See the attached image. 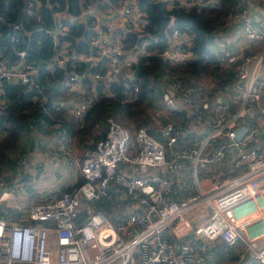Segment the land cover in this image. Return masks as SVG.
Returning <instances> with one entry per match:
<instances>
[{
    "label": "built area",
    "instance_id": "2783aa9c",
    "mask_svg": "<svg viewBox=\"0 0 264 264\" xmlns=\"http://www.w3.org/2000/svg\"><path fill=\"white\" fill-rule=\"evenodd\" d=\"M160 2L171 10L176 3L191 9L206 6L212 0ZM33 8L35 3H30L27 12L32 14ZM169 16L168 28L174 24L173 15ZM57 18L61 30L67 28L66 22L94 18L96 36L92 45L97 49L96 56H80L79 60L89 69L100 63L107 70L86 75L94 83L116 80L129 86L127 78L132 76L134 64L148 54L147 44L125 51L119 34L123 30L142 31L149 23L140 0H117L115 7L105 11L92 4L82 16L59 12ZM228 21L232 26L229 32L234 27L238 30L235 37L227 35L220 45V58L226 65L238 61L242 65L231 83L213 94L212 88L203 92V102L198 107L204 117H188L189 125L208 127L200 143L194 140L198 146L190 145L191 140L183 141L189 136V125L183 129L178 123L169 124L166 132L174 134L163 143L147 127H140L133 137L129 129L111 121L106 137L79 159L72 146L70 128L60 125V145L49 143L50 159L57 163L61 160L70 171L78 167L86 180L69 191L51 194L30 205L23 214L11 201L35 189L52 169L43 162L24 163L23 174L9 184L0 182V208L6 205L9 209L0 215V264H217L218 243L239 250L231 264H264V151L258 146L264 135V75H258V67L264 65V49L251 51L254 43L264 40V23L251 14L245 0H237ZM14 29H19V25H14ZM240 37L243 43L232 49ZM11 41H17L15 35ZM190 41L189 34L175 29L168 36L162 56L170 65H187L192 58ZM16 55L15 64L0 62V96L6 82L22 83L29 91L41 94L46 106L37 65L28 61L25 50H16ZM70 57L65 44L47 68L66 69ZM82 78L72 70L67 79L69 90L76 95L68 104L75 117H82L98 96L96 89L88 90L83 85ZM180 85L173 83L163 95L173 112L186 109L181 96L175 94ZM134 91H139L137 85ZM193 92V88L186 90L187 95ZM229 104L234 111H230ZM212 111H217V115L212 117ZM218 139L225 144L215 146ZM228 151L234 157L227 173L221 167L226 166ZM179 158L195 163L196 168L201 160L207 172H220L202 179H193L190 172L186 186L195 192L173 198V179L163 173L177 170ZM124 199L132 203L118 212L112 211V206ZM108 204L110 208L106 207ZM82 210L88 214L79 223ZM120 211L122 217L113 220Z\"/></svg>",
    "mask_w": 264,
    "mask_h": 264
},
{
    "label": "trees",
    "instance_id": "16d2710c",
    "mask_svg": "<svg viewBox=\"0 0 264 264\" xmlns=\"http://www.w3.org/2000/svg\"><path fill=\"white\" fill-rule=\"evenodd\" d=\"M116 1L0 0V62L5 60L15 64L18 60L16 50L27 51L28 61L37 65L39 69L38 82L43 91L45 88L53 87L51 90L53 102L63 103L60 107L55 104L44 106L43 96L29 91L26 85L16 82L5 83L0 96V103L2 102V105L0 104V182L9 183L23 174L24 163L31 162L35 151L41 150L43 155L47 144L54 143L55 138L59 140L60 125L70 128L73 134V148L76 141V146L83 150L82 157L86 150L93 149L99 141L106 137L111 121L129 129L133 137L140 127H147L155 138L167 143V139L158 135L159 127L156 121L158 119L153 117L149 111H153L156 107L162 109L166 106L163 95L168 88L173 87V83L181 84L175 89V94L181 96L186 109L181 112H172L170 117H161V122H159L164 124V128L175 122L179 127L186 129L190 123L188 117L194 120L205 115L204 111H200L198 107L202 105L200 97L203 92L213 89V92H210L213 94L217 89H221L238 77L242 61L226 65L220 58V45L232 27L228 25V15L232 12L237 0H212L206 6L191 9L176 3L171 10L163 2V12L174 17V24L168 28L165 36L159 35L161 21L157 17V8L146 3L145 0H140V5L146 10L149 23L142 31L123 30L119 35H121V44L125 51H135L147 44L148 54L142 56L134 64L132 76L127 78L128 87L116 80L110 83H94L86 72L89 74L105 73L106 67L99 63L89 69L87 64L79 59L80 56H96L97 49L92 45L96 36L95 19L83 18V20L66 22L67 28L61 30L58 26L57 13L66 12L68 15L78 17L82 16L92 4H95L99 11H105L115 7ZM245 1L248 6L264 7V0ZM30 3H35L32 14L27 12ZM14 25H19V29L15 30ZM175 29L191 36L188 49L192 58L185 66L170 65L162 56V52L168 46V36ZM12 35L16 36L17 41H11ZM65 44L68 45V52L71 55L68 68L48 69L47 66L54 59L58 49ZM73 65L76 67L74 68ZM72 70L83 76L82 83L88 90L96 89L98 93L95 102L82 117H75L71 114L68 104L75 98L74 93L69 100L61 98L62 102H56L53 98V95L69 90L67 79ZM205 77L211 80V90L201 83ZM136 85L139 87L138 92L134 91ZM192 88L194 92L187 95L186 90ZM57 98L60 97L57 96ZM189 99L193 101L189 102ZM229 107L230 111H234L232 104H229ZM206 118L208 119V116ZM173 134V132H168L165 135L168 138ZM205 136V132L194 131L189 133L183 141L188 143L191 140L190 145L198 146ZM47 138L52 139L48 141ZM194 140L199 143H193ZM223 144H225L224 141L218 139L215 146ZM229 152L226 166L221 167L222 170H227V173L232 168L230 166L233 165L232 158L234 157V153ZM168 159H173L170 151ZM186 161L188 160L178 159L177 166L181 167L180 173H177L176 169L163 173V176L173 179V198H180L195 192L187 189L186 186L190 175V171L185 167ZM219 172L210 171L206 175L212 176ZM85 180L81 174L73 186H79ZM176 180L184 183L182 189ZM72 187L65 191H69ZM65 191H61L60 194ZM131 203L130 200L124 199L121 203L122 209ZM6 210L9 209L3 205L0 208V215H3ZM121 212L115 215L113 220L120 219ZM220 248V256L225 255L233 260L237 259L239 250H236V247L231 248L221 243ZM215 258L218 264L224 263L223 258H217V254Z\"/></svg>",
    "mask_w": 264,
    "mask_h": 264
},
{
    "label": "crops",
    "instance_id": "0c3cea01",
    "mask_svg": "<svg viewBox=\"0 0 264 264\" xmlns=\"http://www.w3.org/2000/svg\"><path fill=\"white\" fill-rule=\"evenodd\" d=\"M249 9H250V12H251V14L255 17V18H257L258 20H260L262 23H264V7H260V6H257V5H250L249 6ZM237 30H238V28L237 27H234V29H233V31H230V32H228V38H231V37H235V35H236V32H237ZM243 38L242 37H240V38H238V40L237 41H235L233 44H232V46H231V48L232 49H236V48H238L242 43H243ZM264 49V40L263 41H259V42H256V43H254L253 44V46H252V49H251V51L252 52H258V51H261V50H263ZM258 75H264V65L263 66H259L258 67ZM210 84H212V83H208V85L207 86H209ZM206 86V87H207ZM205 87V88H206ZM208 89V88H207ZM227 104H228V101H225ZM262 103H264V100L262 101ZM211 115H212V117L213 116H216L217 115V111H212V113H211ZM157 126L159 127L158 128V135L161 137V138H163V139H167V136L165 135L166 133H168V132H166V127L164 128V124H162V123H160V122H158V124H157ZM207 126L206 125H204V124H197V123H192L191 125H189V127H188V132L189 133H191V132H194V131H196V132H204L205 131V133H206V131H207ZM48 139V138H47ZM46 139V140H47ZM52 138H50V139H48V141L49 140H51ZM47 141V142H48ZM58 139H56L55 138V142H54V144L55 145H57V146H59L60 145V143H58ZM76 141H75V146H76ZM46 145V144H45ZM48 146H49V144H47L46 146H45V151L43 152V155L41 154L42 152H41V150H37V151H35L34 152V154H32V156H33V159L31 160V162L30 163H27V165L29 164V165H33V163H39V162H43V161H39V160H41V159H43V158H46L47 159V163H44L43 165L45 166V167H49V168H51L52 169V171L50 172V174L47 176V177H45L46 179H48V186L53 182V183H56L58 186H62V188H60L59 189V192H55V193H51V192H49V188H47V189H44L41 193H46V194H43V196H42V198H48V197H50V194H60V192L61 191H65L66 189H68L69 187H72L74 184H76L77 183V181H78V178H79V175H81V173H80V169L77 167L76 168V170H72V171H68L66 168H65V166L63 165V164H65L64 162H62V164L60 163V164H58L57 162L56 163H53V162H51V159H50V156H49V150H48ZM73 146V145H72ZM74 146V150L76 151V154L79 156V159H82L81 157H82V154H83V150L82 149H80L78 146H76L75 147ZM259 148L261 149V150H263L264 151V135H262L261 137H260V141H259ZM180 161H182V160H180ZM27 165L25 166V167H27ZM66 165V164H65ZM180 170H181V167H177V170H176V172L177 173H180ZM54 176V177H53ZM52 177L54 178V179H52ZM177 181V184L180 186V188L182 189L183 188V182L181 181V182H179V180H176ZM179 182V183H178ZM52 186V185H51ZM47 193H48V195H47ZM183 196H185V195H183ZM176 198H179V197H176ZM82 216L83 217H80L79 218V221H83V220H85V215H87L88 213H86L84 210H82ZM221 245V243H218V251H217V258L219 259V258H223V262L224 263H220V264H231V263H234L236 260H234L233 261V259H231V257L230 256H220L219 255V252L221 251V248L219 249V246ZM216 261H217V259H216ZM218 264V263H217Z\"/></svg>",
    "mask_w": 264,
    "mask_h": 264
},
{
    "label": "rangeland",
    "instance_id": "374dc122",
    "mask_svg": "<svg viewBox=\"0 0 264 264\" xmlns=\"http://www.w3.org/2000/svg\"><path fill=\"white\" fill-rule=\"evenodd\" d=\"M154 1H157V2H160V1H162V0H154ZM201 83H202V85H204V86H207L208 85V83H211V80H210V78H208V77H205L204 78V81H201ZM206 88H211V85H209V86H207ZM57 96H59L60 98H57ZM73 96V94H72V92L71 91H69V90H63V91H61L59 94H55V95H53V98H54V100L56 101V102H62L61 101V98H64V99H68L69 100V98L70 97H72ZM159 100V99H158ZM160 101V100H159ZM201 101H202V99H201ZM203 102V101H202ZM1 105H2V102L0 103ZM156 112V113H155ZM172 110L166 105V106H164V108H158V107H156L153 111L152 110H150L149 111V113L153 116V117H155V118H157L158 120H156V121H160L161 120V117H165V116H167V117H170V115H172ZM157 113H159L158 115H157ZM251 121H252V119H251ZM161 122V121H160ZM215 153V152H214ZM39 161H43L44 163H47V159L46 158H43V159H41V160H39ZM51 162H53V163H56V162H54V161H51ZM62 164V162H61V160L60 161H58V164ZM64 166H65V168L68 170V171H70L69 169H68V166H66L65 164H63ZM209 165V164H208ZM185 167H187V169H188V171H190L191 172V174H192V177H193V179H195L196 177L198 178H201L202 179V177L203 176H205L206 174H207V169L206 168H204L203 167V163H202V161L200 160L199 161V163H198V166H197V168H196V166H195V163H193V162H191V161H186L185 162ZM73 170H76V168L75 169H73ZM54 177V176H53ZM52 177V179H54ZM14 180V179H13ZM12 180V181H13ZM11 181V182H12ZM10 183V182H9ZM9 183H7V184H9ZM48 179H46V178H44V179H42L41 181H40V183L35 187V189H30L29 190V192H28V194H26V195H23V196H20V195H18V197L16 198V199H13V201H11L12 203H11V205L14 207L15 205L16 206H18V207H20L21 208V210H19L18 212L19 213H21V214H23V212L25 211H27L28 210V208L30 207V205H32V204H34V203H37V202H41V201H43V200H45V199H48V198H42V196H43V194H46V193H41L44 189H47V188H49V192H51V193H55V192H59V189L60 188H62V186H58L56 183H51L49 186H48ZM52 185V186H51ZM20 191H24L23 189H20ZM47 195H48V193H47ZM52 195L50 194V197H51ZM117 206H119V208H117ZM117 206H112V211H114V212H118L119 210H121L122 209V205H121V203L120 204H118ZM84 207V206H83ZM106 207H108V208H110V205L108 204V205H106ZM242 248H244L245 249V247L243 246Z\"/></svg>",
    "mask_w": 264,
    "mask_h": 264
},
{
    "label": "water",
    "instance_id": "95a60500",
    "mask_svg": "<svg viewBox=\"0 0 264 264\" xmlns=\"http://www.w3.org/2000/svg\"><path fill=\"white\" fill-rule=\"evenodd\" d=\"M146 3L153 5L157 8V17L158 19L161 21V28H160V32L159 35L160 36H165L166 34V30L168 29L169 23L171 21V17L169 15H166L163 10H162V2H151L150 0H145ZM95 82V81H94ZM55 87V86H54ZM53 89V87L50 88H45L44 89V93L47 97V102H46V106H52L55 103L52 100V96H51V90ZM251 123V117H249L247 119V125L250 126Z\"/></svg>",
    "mask_w": 264,
    "mask_h": 264
}]
</instances>
